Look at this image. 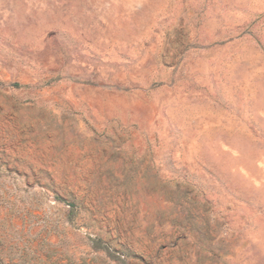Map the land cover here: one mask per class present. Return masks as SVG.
Listing matches in <instances>:
<instances>
[{"label": "rangeland", "instance_id": "obj_1", "mask_svg": "<svg viewBox=\"0 0 264 264\" xmlns=\"http://www.w3.org/2000/svg\"><path fill=\"white\" fill-rule=\"evenodd\" d=\"M0 264H264V0H0Z\"/></svg>", "mask_w": 264, "mask_h": 264}]
</instances>
